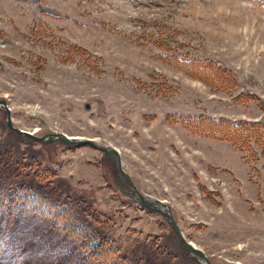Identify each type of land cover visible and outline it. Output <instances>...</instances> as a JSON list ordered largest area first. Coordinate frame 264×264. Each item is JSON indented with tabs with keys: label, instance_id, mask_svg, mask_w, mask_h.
<instances>
[{
	"label": "rangeland",
	"instance_id": "1",
	"mask_svg": "<svg viewBox=\"0 0 264 264\" xmlns=\"http://www.w3.org/2000/svg\"><path fill=\"white\" fill-rule=\"evenodd\" d=\"M172 57L230 67L238 86L214 90ZM248 93L264 102V0H0V98L13 123L116 147L136 187L170 206L212 264H264V160L254 146L259 159L246 163L230 142L184 122L264 121L259 101L243 102ZM5 117L0 107L4 143ZM24 142L25 160L88 191L121 252L139 243L179 251L160 215L123 196L98 150ZM177 254L167 264L197 263Z\"/></svg>",
	"mask_w": 264,
	"mask_h": 264
},
{
	"label": "trees",
	"instance_id": "2",
	"mask_svg": "<svg viewBox=\"0 0 264 264\" xmlns=\"http://www.w3.org/2000/svg\"><path fill=\"white\" fill-rule=\"evenodd\" d=\"M172 58L176 60L172 64L214 90L238 86V76L230 67L197 57ZM246 98L244 103L259 101L264 110L260 97L248 93ZM184 125L196 134L230 142L250 156L244 157L246 162L258 160L256 146L264 160V121L201 116ZM8 135L9 142H0V264H167L169 253L172 258L177 253L186 256L172 229L170 245H176L177 252L166 253L160 244L140 243L136 253L121 252L104 232L88 191L43 168L35 159L25 160L20 145L34 140L11 130ZM51 144L42 147L45 150ZM103 158L111 162L107 156ZM35 165L37 170L32 172ZM112 170L115 172L114 167Z\"/></svg>",
	"mask_w": 264,
	"mask_h": 264
},
{
	"label": "water",
	"instance_id": "3",
	"mask_svg": "<svg viewBox=\"0 0 264 264\" xmlns=\"http://www.w3.org/2000/svg\"><path fill=\"white\" fill-rule=\"evenodd\" d=\"M85 108L90 107L89 103H85ZM0 107L6 112V124L7 126L17 134H23L40 144H47L54 141H61L69 147H80L88 145L93 149L100 151L102 154L106 155L112 162L116 170V180L120 188H126L129 191V197L136 201L139 206L147 208L153 213L160 214L172 227L179 246L182 251L188 256L192 257L199 264H212L206 255L197 248L191 241L186 240L182 234L177 221L173 218L170 206L161 199L149 196L138 190V188L133 183L130 174L124 170L121 161L120 151L111 145L101 143L96 138L84 137V136H70L63 132H48L41 136L33 134L31 131L21 129L17 127L11 118L10 108L8 107L6 100L0 98Z\"/></svg>",
	"mask_w": 264,
	"mask_h": 264
},
{
	"label": "flooded vegetation",
	"instance_id": "4",
	"mask_svg": "<svg viewBox=\"0 0 264 264\" xmlns=\"http://www.w3.org/2000/svg\"><path fill=\"white\" fill-rule=\"evenodd\" d=\"M120 191L122 192V194H125V192H126V190L124 188L123 189H120Z\"/></svg>",
	"mask_w": 264,
	"mask_h": 264
}]
</instances>
